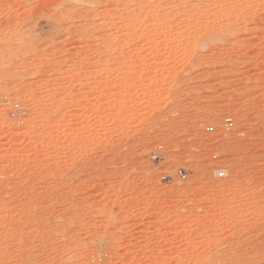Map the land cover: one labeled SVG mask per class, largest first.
<instances>
[{"label": "rangeland", "instance_id": "1", "mask_svg": "<svg viewBox=\"0 0 264 264\" xmlns=\"http://www.w3.org/2000/svg\"><path fill=\"white\" fill-rule=\"evenodd\" d=\"M32 1L0 0V264H264V0Z\"/></svg>", "mask_w": 264, "mask_h": 264}, {"label": "built area", "instance_id": "2", "mask_svg": "<svg viewBox=\"0 0 264 264\" xmlns=\"http://www.w3.org/2000/svg\"><path fill=\"white\" fill-rule=\"evenodd\" d=\"M222 126H223V128L226 131H229V130L233 129V127H234V121H233V119L232 118H225L224 121H223V123H222ZM260 129H261V134H262L263 139H264V121L261 123ZM206 131L209 134H213L215 132V127L214 126L207 127ZM157 158L158 157L156 156L155 159H157ZM178 175L181 178H185L186 177V175H185V173H184L183 170L178 171ZM219 175L221 177H223L225 175V173L221 171ZM163 180H167V176H164L163 177Z\"/></svg>", "mask_w": 264, "mask_h": 264}, {"label": "bare ground", "instance_id": "3", "mask_svg": "<svg viewBox=\"0 0 264 264\" xmlns=\"http://www.w3.org/2000/svg\"><path fill=\"white\" fill-rule=\"evenodd\" d=\"M33 1H38V0H33ZM134 11H135V15H137L138 17H142V16L149 17L155 11V6L149 5L143 11H139V10L138 11L134 10Z\"/></svg>", "mask_w": 264, "mask_h": 264}]
</instances>
